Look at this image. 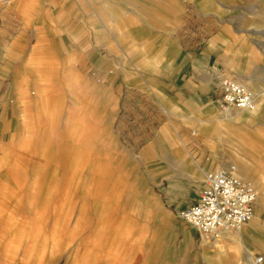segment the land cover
I'll return each mask as SVG.
<instances>
[{"label": "rangeland", "instance_id": "obj_1", "mask_svg": "<svg viewBox=\"0 0 264 264\" xmlns=\"http://www.w3.org/2000/svg\"><path fill=\"white\" fill-rule=\"evenodd\" d=\"M57 4L0 0V75L18 117L0 141V264H192L195 255L216 264L198 254L206 237L179 215L195 179L175 173L240 164L239 176L251 174L243 143L264 151V115L247 122L228 106L231 121L217 90L229 76L264 93V0ZM37 39L53 76L29 67ZM154 39L161 50L175 45L160 65L148 63ZM196 50L209 57L208 104L189 98L170 109L157 97L147 107L123 95L174 90L181 59ZM159 104L175 119L164 131ZM254 216L263 227L247 239L264 257V202Z\"/></svg>", "mask_w": 264, "mask_h": 264}, {"label": "crops", "instance_id": "obj_2", "mask_svg": "<svg viewBox=\"0 0 264 264\" xmlns=\"http://www.w3.org/2000/svg\"><path fill=\"white\" fill-rule=\"evenodd\" d=\"M44 1H46L48 3V7H51L54 11H57L60 8V5L57 4L58 0ZM170 29L171 28H167V30ZM154 41L155 44H158V49L156 47L154 55L152 54L151 57H148V63L152 65H160L167 61V59L175 53V45L174 43H171L169 49L161 50V40L154 39ZM44 56L45 53L43 51L41 52L40 49V40L37 39L31 53V59L33 61L30 63L29 67L37 74H42L48 77L55 75L56 72H58L55 62L46 60ZM208 58L209 57H207L202 50H196L194 55L190 54L183 57L180 62L181 69L179 72L182 74L181 78L183 80L174 90H168L165 93L159 92L158 94H154L155 96L152 97L151 95L145 94L144 91L142 92L140 89L131 88L130 90L123 92V95L137 94L138 96L135 97L140 100L142 105L145 104L147 107L156 105L157 103L153 98L157 97L162 98V100H164L163 103H165V105H167L170 109H174V107H176V101L182 104L184 100L189 98L196 101L198 106H204L209 103L208 101H210L212 97L211 71L209 69L210 62ZM259 94L260 93L255 91V109L252 111L247 109L240 110L245 111V114L241 115V117L247 122L255 121L264 115V93ZM13 95V90L5 83V81H3V77L0 75V141L9 140L17 127L18 117L17 109L15 103L13 102ZM159 105L164 115L160 129L161 131H164L171 126L172 121L175 119L170 110H167L162 104ZM222 113H225L231 121L236 118L235 116L229 114L226 109H224ZM240 134L231 133L230 136L232 139H235L237 136L239 138ZM243 145L246 148L245 153L254 154L255 158L252 163L248 164L250 169H252V171H250L251 174H241V178H249L254 182L257 188L256 201L264 202V151L258 150L256 145H252L251 143H243ZM185 154V156H190V151L188 150ZM240 158L244 159L243 156ZM228 166L229 164L225 165L223 168H227ZM234 166L236 167V170L237 167L239 170L242 169L240 164ZM205 174L206 171L204 168L196 172V174L185 169L182 173L176 172L175 177H190L195 179V183L191 184L190 187L183 186V191L186 193L190 191L191 197L196 198L206 184ZM169 188V192H173L176 185L170 184ZM179 204L182 205V201ZM262 227L263 225L258 221L257 216H254L253 219L247 223L246 227L243 225L236 232L231 229H224L218 237L202 235V237H206V239L205 243H203L202 249L198 250V254L203 255L208 262L214 261L216 264H257L254 259L257 258L254 254V246L248 241L247 237H251L253 239L256 238L254 234H256ZM198 256L199 255H195V257H193L192 264H200Z\"/></svg>", "mask_w": 264, "mask_h": 264}, {"label": "built area", "instance_id": "obj_3", "mask_svg": "<svg viewBox=\"0 0 264 264\" xmlns=\"http://www.w3.org/2000/svg\"><path fill=\"white\" fill-rule=\"evenodd\" d=\"M218 103L222 108L254 105V92L243 83L222 77L218 83ZM206 185L179 215L202 233L238 230L255 215L257 189L248 179L241 178L234 166L206 173ZM264 257L257 258L263 263Z\"/></svg>", "mask_w": 264, "mask_h": 264}, {"label": "bare ground", "instance_id": "obj_4", "mask_svg": "<svg viewBox=\"0 0 264 264\" xmlns=\"http://www.w3.org/2000/svg\"><path fill=\"white\" fill-rule=\"evenodd\" d=\"M227 77H229V76H227ZM222 77H219V79L218 80H220ZM229 78H231V77H229ZM233 79V78H232ZM240 82V81H239ZM242 83V82H241ZM244 84V83H243ZM244 85H246V84H244ZM247 86V85H246ZM249 87V86H248ZM252 90V89H251ZM253 91V90H252ZM255 94V93H254ZM263 103V102H262ZM255 107H256V98H255V102H254V105L252 106V107H250V108H241V107H238V108H240V109H247V110H250V111H252L253 109H255ZM228 108H230V107H227V108H225V109H228ZM255 113V112H254ZM235 167V166H234ZM236 168V167H235ZM237 171V170H236ZM238 174V173H237ZM241 177V176H240ZM248 180H250V179H248ZM251 181V180H250ZM253 184H254V182L253 181H251ZM255 185V184H254ZM256 187V186H255ZM257 189V188H256ZM221 231L222 230H220V231H218L217 233H202V235H206V236H210V235H212L213 237H218L219 235H220V233H221Z\"/></svg>", "mask_w": 264, "mask_h": 264}]
</instances>
